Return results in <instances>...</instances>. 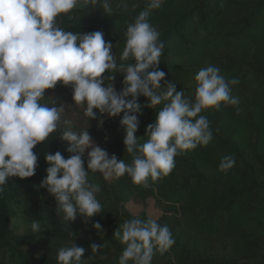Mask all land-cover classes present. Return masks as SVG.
Returning <instances> with one entry per match:
<instances>
[{
    "label": "trees",
    "instance_id": "obj_1",
    "mask_svg": "<svg viewBox=\"0 0 264 264\" xmlns=\"http://www.w3.org/2000/svg\"><path fill=\"white\" fill-rule=\"evenodd\" d=\"M110 5L111 11L101 15L96 14L103 10L100 5L73 9L57 23L73 33L101 31L113 45L117 64H128L132 61L120 59L127 26L146 10L147 0H110ZM148 19L165 45L161 87L173 82L177 91L194 100L196 74L213 65L226 80H238L231 85L238 104L202 112L210 124L211 142L182 151L171 173L149 179L148 187L133 184L127 175L108 180L99 175L96 195L102 212L91 220L78 215L72 223L56 213L57 202L40 186L49 166L47 152L69 156V145L61 138L65 129L58 128L33 150L38 156L36 174L9 178L0 192V264H58V251L74 242L85 249L82 264H119L126 246L115 233L126 220L153 219L146 210L150 201L161 212L156 221L167 225L175 240L168 251L154 253L152 264H264V0H163ZM112 75L115 88L122 91L123 74ZM72 96V87L62 83L46 92L57 106L64 103L63 118L71 119L76 131L88 130L110 156L130 164L132 154L125 151L120 125L123 114L100 123L104 116L97 111L98 120L90 121ZM138 103L145 105L146 98ZM155 118V110L142 108L136 133L140 143L147 141L146 129ZM226 156L235 164L222 172L219 164ZM130 204L144 210L133 214ZM33 222L39 223V232H33ZM96 222L101 231L94 228ZM92 243L100 245L94 255Z\"/></svg>",
    "mask_w": 264,
    "mask_h": 264
},
{
    "label": "clouds",
    "instance_id": "obj_2",
    "mask_svg": "<svg viewBox=\"0 0 264 264\" xmlns=\"http://www.w3.org/2000/svg\"><path fill=\"white\" fill-rule=\"evenodd\" d=\"M162 3L147 0L146 10L128 24L120 59L132 62L118 65L113 45L101 31L73 33L57 23L58 17L78 5H100L110 12V0H0V192L9 178L24 180L36 174L38 156L33 150L60 127L65 129L61 138L69 145V156L47 152L49 166L40 186L57 202L56 213L62 212L70 223L78 215L91 220L102 212L96 195L100 187L89 182V173H100L105 180L127 175L133 184L148 187L149 179L156 181L171 173L182 151L211 142L210 124L202 112L237 105L231 85L238 80H226L218 67L209 65L195 76L194 100L177 91L173 82L161 87L166 78L159 67L165 45L148 17ZM114 72L124 76L120 92L113 83ZM60 83L72 87L74 105L90 121L98 120L97 111L100 117L123 114L120 125L125 131V151L132 154L130 164L110 156L93 142L88 130L78 132L71 119L63 118L64 103L57 106L54 98L46 97L47 90ZM140 97L146 98L143 106L138 103ZM145 106L155 110L156 118L146 129L147 141L140 143L136 133ZM234 164L226 156L219 170L226 172ZM93 226L101 231L99 222ZM31 228L40 231L38 222ZM115 237L126 246L119 264H152L156 251L163 254L175 244L167 225L139 217L126 220ZM90 247L93 255L100 249L96 243ZM84 256L85 249L74 242L58 251L57 260L58 264H82Z\"/></svg>",
    "mask_w": 264,
    "mask_h": 264
},
{
    "label": "rangeland",
    "instance_id": "obj_3",
    "mask_svg": "<svg viewBox=\"0 0 264 264\" xmlns=\"http://www.w3.org/2000/svg\"><path fill=\"white\" fill-rule=\"evenodd\" d=\"M82 7L81 5H78L76 8H80ZM74 8V9H76ZM107 11H104V10H96V14L97 15H101V13H106ZM93 142L95 143V141L93 140ZM96 144V143H95ZM97 145V144H96ZM90 151V150H89ZM85 157L87 158V153L85 154ZM99 175H102L100 173H92L91 176H89L88 178L91 179L94 184H98V177ZM128 209L133 213V214H139L141 211L144 210L143 207L141 206H136L134 204H130L128 205ZM147 212L149 213V215L153 218V219H158L160 216H161V212H159L158 210H156L154 208V203L152 201H150L149 203V207L146 209Z\"/></svg>",
    "mask_w": 264,
    "mask_h": 264
},
{
    "label": "built area",
    "instance_id": "obj_4",
    "mask_svg": "<svg viewBox=\"0 0 264 264\" xmlns=\"http://www.w3.org/2000/svg\"><path fill=\"white\" fill-rule=\"evenodd\" d=\"M110 120H111V118H109L107 115H104V117H103L104 123L109 122Z\"/></svg>",
    "mask_w": 264,
    "mask_h": 264
}]
</instances>
